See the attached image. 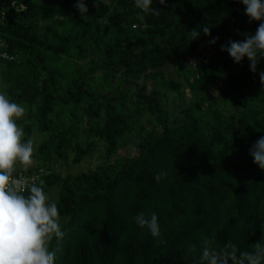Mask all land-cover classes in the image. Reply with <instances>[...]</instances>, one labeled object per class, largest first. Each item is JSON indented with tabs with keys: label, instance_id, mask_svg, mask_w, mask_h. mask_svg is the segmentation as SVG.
Returning <instances> with one entry per match:
<instances>
[{
	"label": "trees",
	"instance_id": "trees-1",
	"mask_svg": "<svg viewBox=\"0 0 264 264\" xmlns=\"http://www.w3.org/2000/svg\"><path fill=\"white\" fill-rule=\"evenodd\" d=\"M16 1L0 0L14 57L0 58V92L26 107L25 141L42 136L36 165L16 173L48 171L39 180L65 233L49 242L55 264H198L204 236L240 251L264 239V170L249 154L264 136V60L253 73L220 50L259 25L239 0H152L147 13L135 0H85L82 18L76 0ZM204 25L211 37L192 40ZM130 143L136 154H121ZM98 149L86 171L51 169ZM140 212L157 214L159 238L137 226Z\"/></svg>",
	"mask_w": 264,
	"mask_h": 264
},
{
	"label": "clouds",
	"instance_id": "clouds-1",
	"mask_svg": "<svg viewBox=\"0 0 264 264\" xmlns=\"http://www.w3.org/2000/svg\"><path fill=\"white\" fill-rule=\"evenodd\" d=\"M239 2L244 5L249 22L256 21L259 25L255 34L247 33L242 40L229 39L220 46V50L227 52L236 64L247 58L250 71L256 73L258 64L264 60V0ZM160 3L165 4V0H160ZM135 5L145 13L152 10V0H135ZM74 7L81 18L89 12L85 0H76ZM191 31L192 40L198 39L201 33L211 37L209 25ZM218 40L219 37H212L208 42L215 45ZM190 66L198 67L197 61H190L187 68ZM259 79L264 85V71L259 72ZM24 114V106L0 93V264H55L56 253L49 250V242L53 237L59 241L65 235L58 207L56 203L49 202L42 187L44 180L29 184L14 175L18 165L27 169L33 163V140L29 138L25 141L24 129L17 124ZM249 154L254 163L264 170V136L252 145ZM163 175L165 173L155 179L159 181ZM134 220L140 228L146 227L154 239L161 236L156 213L146 218L140 212ZM261 227L264 228V224ZM250 247L251 251H240L236 244L229 241L217 248L214 236H204L199 242L198 264H264V239ZM196 251L197 244H189L185 254Z\"/></svg>",
	"mask_w": 264,
	"mask_h": 264
},
{
	"label": "rangeland",
	"instance_id": "rangeland-1",
	"mask_svg": "<svg viewBox=\"0 0 264 264\" xmlns=\"http://www.w3.org/2000/svg\"><path fill=\"white\" fill-rule=\"evenodd\" d=\"M106 1L109 2L110 0H106ZM187 66L188 65L184 66V68H183L184 71L187 69ZM178 71H179V65L176 61H173L171 64H169L165 68V72L167 73V75L170 79H177L178 78ZM0 93H2V92H0ZM24 108H25L24 116L17 120V124L19 126H21L22 128L27 124V122L30 121L28 114H27V111H26V107L24 106ZM41 138H42V136L37 131H35L33 133L32 140H33V144H34V151L36 148V144L41 140ZM120 152H121V154L125 153L127 155L136 154L135 147L131 143L128 145V147L125 151H120ZM102 155H103L102 149H98L95 151V153L92 156L86 158L80 164H74L72 162V157H70L67 164H62L61 162H56L52 165L51 169H53L57 172L61 171L63 173H67V172L78 173L81 171H86L89 168H93V167L97 166L98 164H100L103 160ZM35 165H36V159H34V157H33V163L31 166H35ZM53 196H54V198L56 197V195H53Z\"/></svg>",
	"mask_w": 264,
	"mask_h": 264
},
{
	"label": "built area",
	"instance_id": "built-area-1",
	"mask_svg": "<svg viewBox=\"0 0 264 264\" xmlns=\"http://www.w3.org/2000/svg\"><path fill=\"white\" fill-rule=\"evenodd\" d=\"M3 7H18L17 1L16 0H3L2 2ZM20 7V5H19ZM22 7V5H21ZM0 58L2 59H14V57L9 54L7 51L3 50V43L0 42ZM48 171L45 168H38L33 171H28V172H19L14 174L17 178L26 180L29 184L32 183L33 181L37 182L42 176L47 174Z\"/></svg>",
	"mask_w": 264,
	"mask_h": 264
}]
</instances>
